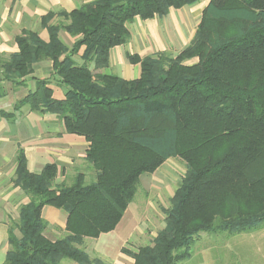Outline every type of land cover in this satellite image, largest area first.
Segmentation results:
<instances>
[{"label":"trees","instance_id":"trees-1","mask_svg":"<svg viewBox=\"0 0 264 264\" xmlns=\"http://www.w3.org/2000/svg\"><path fill=\"white\" fill-rule=\"evenodd\" d=\"M196 1L89 0L45 14L47 40L32 30L14 36L16 51L0 55V82L21 85L33 63L48 59L51 75L65 87L55 98L48 79H36L15 108L50 112L66 132L83 136L84 158L95 173L90 182L82 172L70 183L56 182L55 163L31 172L20 148L12 183L26 200L8 225L0 264L97 262L80 247L83 238L113 230L140 175L170 157L183 160L185 172L152 244L122 249L133 264H177L190 256L200 232L264 228V0H208L190 42L176 55L128 54L140 66L136 78L90 67L108 65L110 50L129 41L134 18L165 16ZM60 30L73 38L71 45ZM5 93L0 84V98ZM13 116L0 110V117ZM45 206L66 213L63 236L45 235Z\"/></svg>","mask_w":264,"mask_h":264},{"label":"crops","instance_id":"crops-1","mask_svg":"<svg viewBox=\"0 0 264 264\" xmlns=\"http://www.w3.org/2000/svg\"><path fill=\"white\" fill-rule=\"evenodd\" d=\"M87 1L89 0H0V55L8 57L10 53L16 51L14 36L21 33L22 30L37 31L44 40H47V30L41 23L45 14L70 11ZM207 2L208 0H197L191 4L198 3L194 7L186 5L190 8H183L184 6L172 8L165 16L161 17L134 18L128 24L131 37L126 43L127 48H125L126 45L119 48L113 47L115 51L111 65L115 73L112 74L124 79H133L139 76L140 70L138 75H135L133 71V67H137L139 64L130 62L128 54H137L140 57L152 56L158 53L176 55L190 42ZM58 20L59 17L56 16L52 19V22ZM63 32L65 31L60 30L59 35L68 45H71L73 38L66 36L67 32L62 34ZM109 65L110 54L106 67ZM32 69L33 73L21 85L12 86L9 81L0 82L6 91L5 95L1 97H6V99L1 101L0 110L14 112L11 119L0 117V263L4 261L8 249L7 228L14 221L10 212L17 209L18 205L26 199L25 193L20 188L14 187L12 183L17 151L20 148L23 149L27 167L34 173H40L46 163H55L59 170L58 176L62 177L70 167L76 165V162H86L84 155L88 143L83 136L66 132L62 121L50 112L32 111L26 105L15 108L16 101L35 89L36 79L47 78L55 98H62L64 95L65 87L58 85L55 78L53 79L55 85L52 84L51 60L44 59L35 62ZM164 207L167 208V206ZM165 208H163V213ZM55 209L46 207L45 210L44 207L42 214L46 211V214L50 215V222L58 218V221L62 220L65 225L66 213L64 211L65 214L57 212V208ZM164 217L165 214L162 218V226L152 232L148 225L151 224L149 219L141 221L139 220L141 216L132 213L127 216L126 224H122V227H119L121 224L120 219L113 230L92 237L95 239L100 237L102 242L100 245L93 243L89 248L86 244L85 247H81L84 244V237L80 247L90 258H96L97 264H133V259L126 255L122 249L136 250L138 247L143 246L141 245L143 242H148L144 245L152 244L154 236L164 227ZM138 223L140 225L144 223V228L140 225L138 227ZM110 233H112L111 237L113 238L122 236L121 243L115 245L114 251H110L108 248L111 244L110 238H108ZM144 233L147 234L143 235ZM130 236L134 237V244L127 247L125 244L128 241L125 237L130 238ZM144 238L147 240L144 241ZM116 242L118 241L116 240ZM88 250L92 255L98 254L101 257L90 255Z\"/></svg>","mask_w":264,"mask_h":264},{"label":"rangeland","instance_id":"rangeland-1","mask_svg":"<svg viewBox=\"0 0 264 264\" xmlns=\"http://www.w3.org/2000/svg\"><path fill=\"white\" fill-rule=\"evenodd\" d=\"M197 4L198 3L191 5V7H194ZM183 8L190 7L184 6ZM64 33L65 32L62 34ZM67 35L70 36L68 33H66V36ZM60 38L63 39L61 36ZM65 39L68 41L67 38ZM125 45L126 44L119 45L114 48L123 47ZM114 48L110 50V65L103 68L102 70L94 69L91 65L90 67L93 72L102 71L104 73H115L112 70L111 65V60L114 58ZM125 48H127V45ZM169 55L174 56V54ZM192 61L195 60H189L187 63H191ZM139 70V66L133 67L135 75H138ZM53 79L54 77H51L52 84L55 85ZM5 99L6 97L0 99V105H2L1 101ZM75 164L76 165H74V167H70L68 169L64 176H58L56 182L70 183L72 177L77 172L84 173L86 182H90L94 179L95 172L89 162H76ZM185 169L186 166L183 160H181L179 157H170L165 160V162L157 170H155L154 173L141 174L137 190L121 219V224L119 227H122V224H126L127 216H130V214L133 213L134 215L138 214V216H141V219H139L141 221H146L149 219L151 224L148 225L152 232H155L157 229H159L162 226V218L164 216L163 208H165L164 206L168 207L170 205V198L175 188L180 183ZM46 207L48 208L52 206H45V210ZM57 210V212L64 213L60 209ZM10 214L15 221L17 219V209L12 210ZM43 217L47 220V226L44 231L47 237L55 239L65 234L62 220L58 221V218H56V220L50 222V215L48 216L46 211L45 213L43 212ZM13 220L11 219V222ZM143 224L140 225L138 223V227L140 225L142 228H144ZM146 234L147 233H144L143 235ZM111 235L112 233L108 235V238H110L111 241V244L108 246V248L110 251H114L115 245L117 243H121L122 236L113 238ZM125 238L126 241H128L127 244H125L127 247L134 244V237L130 236V238ZM116 240L118 242H116ZM145 240L147 239L144 238V241ZM83 243L84 244H82L81 247H85L86 244V246L89 248L93 243H98L100 245L102 242L100 241V237L98 239L85 237ZM144 243L146 244L148 242H143L141 245H144ZM88 253L92 255L89 250ZM190 253V257L177 264H264V228H256L249 232L234 234H230L225 231L217 233L200 232L194 236V240L190 245ZM92 256L100 255L93 254ZM70 263H74V261L65 258L61 260V264ZM97 263L98 262H94L93 264Z\"/></svg>","mask_w":264,"mask_h":264}]
</instances>
